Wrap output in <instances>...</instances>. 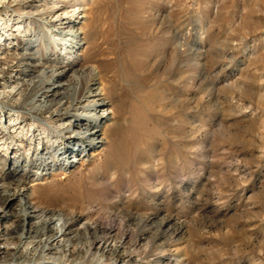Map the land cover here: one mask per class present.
Masks as SVG:
<instances>
[{
  "label": "rangeland",
  "instance_id": "rangeland-1",
  "mask_svg": "<svg viewBox=\"0 0 264 264\" xmlns=\"http://www.w3.org/2000/svg\"><path fill=\"white\" fill-rule=\"evenodd\" d=\"M75 7L84 44L73 66L51 39L58 12L70 17ZM7 15L23 27L0 22V83L23 69L26 78L0 100V125L15 117L26 132L42 133L43 152L53 149L50 139L67 150L73 136L57 130L84 112L72 98L76 76L84 95L97 78L111 116L99 145L85 146L87 159L72 167L40 176L41 165L27 159L38 139L19 147L9 138L25 158L23 181L0 159L2 190L34 183L28 199L45 212L32 220L48 218L46 210L76 220L67 264H264V0H0ZM51 71L64 72L63 86L46 98L48 108L36 107ZM16 193L0 203V220L8 215L14 227L0 231L9 247L0 264H43L41 241L53 232L31 222L42 232L35 256L19 210H9L22 206Z\"/></svg>",
  "mask_w": 264,
  "mask_h": 264
},
{
  "label": "bare ground",
  "instance_id": "bare-ground-1",
  "mask_svg": "<svg viewBox=\"0 0 264 264\" xmlns=\"http://www.w3.org/2000/svg\"><path fill=\"white\" fill-rule=\"evenodd\" d=\"M62 9H64V8H62ZM7 17H9V16L8 15L6 17L0 16V22H1V20L5 21L8 19L10 22H16L20 29L23 27L22 26L23 25L22 24L23 23L22 18L13 17V16H10L9 18H7ZM82 18H83V16H81L80 8H76L74 13L70 17L67 16L66 12H58L57 18H56L57 23H56L54 29L52 30L51 44H53L56 52H58V53L66 52L68 55H70V57H72V58L74 57V60L72 61L71 65H73L74 61H77V59H79V55H80L79 53H80V51L83 47V44H84L83 39H82V32L80 31V29L78 27L81 23ZM1 25H2V23H0V26ZM2 29L4 31V34H6L8 37H12L11 36V35H13L12 29L9 26H3ZM3 39H4L3 36H1L0 45L3 44L2 43ZM59 45L61 47H59ZM29 46H30V44L28 42L26 47H24L23 51H27L29 49ZM23 51H16L15 53H17V54H15V56H17V58L21 57L24 54ZM3 63L5 65V58L3 59L2 57H0V73H1V68L3 66ZM23 70L25 71V69H23ZM24 71L18 72L17 76L10 78L9 79L10 82L4 83L3 85H2V83H0V100L3 99L4 97H10L13 94V92L20 87V84L22 83V79L26 76V74H25L26 72H24ZM62 73H64V72H61V71L52 72L51 71L50 78L49 79H46V78L43 79L42 86L34 98V101L38 100V98H40L39 99L40 103H39V105L37 104L38 106H36V107H39V108L41 107L44 109L49 107V106L47 107V105L45 103L46 98L49 97L50 93H52L55 89L60 90L62 88L63 83L60 80L61 77H63V75H64ZM46 74H47V72H45L44 77H46ZM72 74H74V73H72ZM95 74H96V72H95ZM47 76H48V74H47ZM76 77H77L78 81H77V84H75L72 87V90H73V94H72L73 97L72 98L74 100L73 101L74 106L82 107L84 112H83V114H80L78 116V119L76 120L74 127L71 126V127L67 128L64 125H61V127L59 129L57 128L58 133H62V132H64V130H66L68 133H71V135L73 136V138L71 139V141L67 145V150H65L64 146H58L56 148V146H55L56 141L50 139V142H52V148L53 149L50 148V150L43 152L41 145H40L42 142L41 139H43V137H44V136H42V133H35L32 129H28L29 131L26 132L27 128H25L23 125H19L18 120L15 117L11 121H9L6 125H4V124L0 125V159L5 160V162L6 161H8V162L12 161L13 162V164H12L13 167L17 168V170H19V173H17L19 175L18 176L19 182L23 181V175L27 171L26 167L21 168L22 166H20L21 160H23L25 158H23V154L21 153L19 148H15L14 146H11V142H9V138H13V140L15 139V140L20 141L19 145H18L19 147L25 145L26 142H29L31 144L36 139L40 140L38 142L39 145L37 147L36 153L32 154V156L29 155L27 157V159L29 161L41 165V166H39L40 170L37 171V173L40 176L50 174L52 171H55L58 169H66L68 167H72L77 162H79L81 159H84L89 155L87 153V149L84 148L85 146L86 147L88 146L90 149L91 148L93 149V148H96L99 145V143L101 142V140H99V137L101 134L103 124L111 119L109 109L107 108L108 104L104 100V98L101 97L102 93L100 91L99 81L97 80V78H94L92 80V82L89 83L90 86L88 85L89 87L87 90V95H84V93L81 94L82 87H83V84L81 83L82 77H80V76H76ZM97 77H98V75H97ZM85 97H86L87 102L84 104ZM44 132H46V131H44ZM25 135L27 137L26 139H24ZM79 138H80L81 142L80 141L76 142L77 139H79ZM85 143H87V144H85ZM12 149H14L15 151H14L13 155H9V152ZM48 152H54L56 154L55 156H57L58 158L54 159L53 156H52V158H50ZM39 153H42V155H39ZM0 178H2V177L0 176ZM39 179H40V177H37V178H34L32 181H36ZM33 184L26 182V184L23 186V188L15 189L14 190L15 192H9V191H6V189L2 190L4 187V184H1V182H0V201L4 200L3 205H5V202L10 195H13V196L18 195V193H16V192H19V195L22 196V206H20L18 209L20 216H21V219H22L21 220V222H22L21 227H24V220H25L24 217L27 214V213L25 214V210H24L26 208V206H28V209L33 211L34 217L38 218L37 216H39L38 210H37L38 207L36 208L35 207L36 204L31 200L35 204L34 205L28 199V194H29V191L34 186ZM0 203H2V201ZM20 204H21V202H20ZM20 209H21V211H20ZM15 210H17V209H15ZM48 211H50L48 214L49 217L44 219L43 221L39 220L35 224V226L37 228V227H40L39 225L43 222L44 228H42V229L44 230V232H47V230L53 232V233H51V235L49 237H46L45 239H43L41 241L42 249H40V252L38 251L39 256H41L44 259L47 258L44 260L43 264H67L65 262V260H66V257L68 255V248L70 246L72 238L77 235V231H76V227H75L77 225L76 220L67 219L66 217H64L65 215L63 212L52 211V210H48ZM23 215H24V217H23ZM39 218H41V217H39ZM6 220H7V217L2 216V219L0 220V228H1L0 231L1 232L3 231L4 228H6L8 226ZM3 221H5V222H3ZM9 226L7 228H9ZM12 229H14V227L10 226V228L7 229V231L10 230L9 232L13 233ZM1 232H0V235H1ZM23 234L24 233H22V235ZM1 238H0V240H3L5 237L3 239H1ZM92 245H93V243H92ZM101 248L103 250V253H105L107 250H110V249H108L107 244L102 245ZM8 249H9V247L7 245L0 244V255H4V254L9 255ZM62 252H64V255L60 254ZM74 253H75V251L71 252V254H74ZM85 254H86L85 258L88 259L93 254L91 252V248H89L88 251L86 250ZM31 262H34L33 264H39V262H36L35 260H32ZM81 263H83V262H81ZM85 263H87V261ZM99 263H101V262H99ZM71 264H78V263L73 262ZM114 264H116V263H114Z\"/></svg>",
  "mask_w": 264,
  "mask_h": 264
},
{
  "label": "built area",
  "instance_id": "built-area-1",
  "mask_svg": "<svg viewBox=\"0 0 264 264\" xmlns=\"http://www.w3.org/2000/svg\"><path fill=\"white\" fill-rule=\"evenodd\" d=\"M19 204H20V201L19 202H17V204L13 207V208H11V209H9L10 210V212L13 214L14 212V210L15 209H19ZM1 209V208H0ZM9 210H7V211H9ZM25 210V217H24V215H23V217H24V223H25V229H24V231L25 232H27V238H25L24 240H23V242H26V241H28V240H30V239H32L31 241H30V243H31V249H32V251L33 252H35V250H33V248H32V244H33V241L35 240V239H40L41 237H42V232H40L39 234H35L32 230L35 228V226H31V222L32 221H34V222H36L37 220H32L31 219V217H29V215H31L32 217H34L33 216V211H31L30 209H28V206H26V208L24 209ZM46 211H48V210H46ZM9 212V213H10ZM45 212V211H44ZM44 212H42V214H40V211L38 212V215H41V216H43V214H44ZM7 214H8V212H7ZM3 216H6V217H8L9 218V216L8 215H5V214H2ZM9 220H10V218H9ZM26 224H29V229H26ZM17 225V224H16ZM17 229H20V227H17ZM18 232H20V231H18ZM16 240V239H15ZM14 242H16V241H14ZM21 244V243H20ZM29 247V246H28ZM35 256H36V252H35ZM35 259V257L34 258H32V259H30V260H28V262L27 263H25V264H33L34 262H31L32 260H34Z\"/></svg>",
  "mask_w": 264,
  "mask_h": 264
}]
</instances>
